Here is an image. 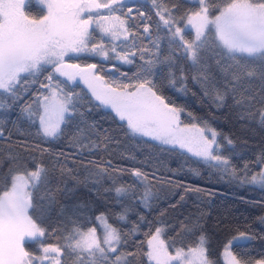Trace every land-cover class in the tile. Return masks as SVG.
<instances>
[{"label":"snow or ice","instance_id":"snow-or-ice-1","mask_svg":"<svg viewBox=\"0 0 264 264\" xmlns=\"http://www.w3.org/2000/svg\"><path fill=\"white\" fill-rule=\"evenodd\" d=\"M33 3L40 14L31 13ZM151 3L159 20L157 31L163 29L166 32L168 54L161 52V40L165 37L158 34L153 38L149 23L151 16L140 12V27L151 47H137L133 41L132 47L137 48L143 61L133 74L134 83L115 81L116 87L99 91L94 82L103 81V77L92 71L97 68L96 64L81 69V79L88 84L96 100L111 107L121 121H126L133 136L178 145L233 179L259 183L264 187V151L255 161L256 165L262 166L260 171L249 178L250 168L245 164L243 177H238L229 157L222 153L226 146H234V141L206 121L203 127L192 125L200 133L198 138L189 140L177 136L175 133L180 129L184 109L162 93L164 81L168 87L186 91L191 74L190 78L200 85L204 96L215 107L228 106L231 98L232 105L240 109L241 119L256 120L264 127V0H223V3L187 0L191 7L183 14H179L178 4L169 7L165 0H151ZM125 7L126 0H0V93L10 95L15 103L20 99L17 86L27 83L22 74L36 76L48 65L54 69L46 77L49 83L41 84L42 88L49 89V94L40 101L42 111H33L31 105L21 109V116L26 114L33 123L34 118H38L37 135L58 139L64 134L61 125L71 123L77 113L83 118L77 106L79 95L66 92L58 80L53 85L54 75L59 73L70 81L75 80V74L64 71L66 67H80L65 64L64 58L70 53H102L108 58L103 43L94 42L93 25L113 40L121 36L125 41L130 36L135 37L137 34L128 26V20L133 18L132 8H128L127 18L115 15ZM110 51L127 64L133 63L131 57L137 54L136 51L117 52L116 45ZM178 60L188 62L187 70ZM122 75L127 76L126 73ZM10 108V104L0 100V110L6 112ZM188 116L195 119L191 113ZM6 119V116H0V125ZM13 125L15 127L17 121H13ZM83 133L84 129H79L73 134L70 146L88 147L83 143ZM3 135L4 129L0 127V137ZM96 147L98 145L91 142V148ZM47 151L41 149V157ZM57 155L63 156L64 153ZM20 166L23 170H18ZM56 168L54 165L53 170ZM58 171L61 177L72 174V170L62 164ZM107 171V168H101L98 175ZM132 175L147 182V174L138 169L133 170ZM51 179L50 169L42 158L32 156L21 160L19 156L9 154L8 171L0 180V264H64L65 255L73 257L74 264H129L127 257L133 253L119 251L123 236L103 213L95 217L102 235H97V227L84 231L80 226H74L64 237L63 246L45 243L50 233L42 222L55 203V196L49 189ZM41 190H45L46 195L37 197ZM74 190L65 189L66 193ZM114 191L117 198L129 194V188L123 185L115 187ZM149 195L147 191L144 194L145 206ZM119 219L124 220L125 214L121 213ZM182 229L185 233L200 232L194 245L187 249L176 247L174 254L170 253L161 239L163 228L157 227L148 241L149 261L155 264H215L208 255V240L199 220L182 225ZM241 238L245 241L252 239L243 232L229 239L223 250L226 264H247L231 251L233 244L241 245ZM32 245L37 246L36 251H29ZM256 264H264V260L256 261Z\"/></svg>","mask_w":264,"mask_h":264},{"label":"trees","instance_id":"trees-1","mask_svg":"<svg viewBox=\"0 0 264 264\" xmlns=\"http://www.w3.org/2000/svg\"><path fill=\"white\" fill-rule=\"evenodd\" d=\"M165 2L169 7L178 4L179 14L191 7L187 0ZM217 2L223 3V0ZM126 3L127 7L115 15L127 18L125 14L128 8H132L133 18L128 20V26L137 35L130 36L127 41H121L116 46L117 52L136 51V56L131 57L133 63L119 62L115 54L110 52L104 60L88 55L67 59L69 63L79 66L96 64L94 73L103 77L105 88L116 87L115 81L120 84L134 83L133 74L138 71L143 61L140 60L137 48L132 47L133 41L137 47H151L140 27V12L151 16L149 23L152 37L155 38L158 34L165 37L161 40V52L168 54L166 32L163 29L157 31L159 20L151 0H126ZM30 11L33 15L40 14L35 3ZM93 35L98 37L95 31ZM112 46L111 42L106 41L108 50ZM176 55L179 57L180 53L177 52ZM178 63H183L187 70L188 62L178 60ZM52 72L54 70L51 66H45V70L36 76L23 74L27 83L22 82L17 86L20 99L15 103L10 95L0 93V100L11 105L6 112L0 110V116L7 117L5 123L0 125L4 129V135L0 137V161L3 162L0 167V180H3L8 171L10 153L19 156L21 160H28L32 156L42 158L50 169L52 179L49 189L55 196V203L42 222L50 233L45 243L63 246L64 237L74 226H80L84 231L97 227L95 217L103 213L108 217V222L123 236L119 251L124 254L133 253L127 257L129 264H149L147 242L157 227H163L161 237L170 251L181 246L187 249L195 244L200 232L185 233L182 225L199 220L208 240V255L215 264H223L221 253L225 244L241 232L252 239L240 246L233 244V254L247 264L264 260V187L233 179L179 149L133 136L127 125L112 111L100 105L81 84H71L63 77L54 75L53 85L58 80L66 92L79 95L80 102L77 106L79 112L83 113V118L77 113L71 118V123L61 125L64 134L58 139H46L37 135L38 118H34L33 123L26 114L21 116V109L31 105L33 111H41L39 101L44 95H48V89L42 88L41 84L49 83L46 77ZM190 77L191 74L184 92L168 87L166 81L162 89L168 100L184 109L182 124L203 127L206 121L217 132L234 141V146H226L222 153L229 157L238 177H243L242 169L245 164L249 165V176L258 173L261 165H256L255 161L264 151V127L256 120L241 119L240 109L232 105L231 98L228 106L215 107L204 96L200 85ZM188 113L195 119L190 118ZM13 121H17L15 127ZM79 129H84L83 143L88 145L83 149L70 146L71 137ZM91 142H95L98 147L91 148ZM41 149L49 151L44 152L41 157ZM59 153L64 155L58 156ZM61 164L72 170L70 176L61 177L58 171ZM54 165L57 166L56 170H53ZM101 168H107V173L98 175ZM135 169L147 174V182L132 175ZM18 170H23L22 166ZM121 185L129 188V194L117 198L114 189ZM66 188L75 190L66 193ZM147 190L152 193V198L149 206L145 208L139 200L144 198ZM44 195L45 190H41L37 197ZM77 205L84 207H76ZM121 213L125 214L124 220L119 219ZM36 248V245H32L29 251H36ZM64 264H74V258L65 255Z\"/></svg>","mask_w":264,"mask_h":264},{"label":"rangeland","instance_id":"rangeland-1","mask_svg":"<svg viewBox=\"0 0 264 264\" xmlns=\"http://www.w3.org/2000/svg\"><path fill=\"white\" fill-rule=\"evenodd\" d=\"M93 29H94V31L98 34V37H95V40H94V42L95 43H103V46H104V49L106 50V51H108V53L110 52V53H112V54H115V53H113V52H111L110 50H108V48L106 47V41H108V42H111V44L114 46V45H117L119 42H121V41H124V38L121 36L120 37V39H118V40H113V39H111V37L109 36V35H107V34H104L99 28H96L95 27V25H93ZM97 39V40H96ZM112 46V47H113ZM81 55H88V56H95V57H98L99 59H102V60H104V59H106L104 56H103V54L102 53H87V52H85V53H79V54H77V53H70L68 56H66L65 58H64V62H65V64L66 65H75V64H71V63H69L68 61H67V59L68 58H70V57H78V56H81ZM115 58H116V55H115ZM116 60L117 61H119V62H122V63H124L123 61H121V60H119V59H117L116 58ZM48 66H50V65H48ZM87 68V66H80L79 68H71V67H66L65 69H64V71H66V72H68V73H71V74H75V80L74 81H70V80H68V78L66 77V76H61L59 73H55L56 75H59V76H61V77H63L64 79H66L68 82H70L71 84H74V83H79V84H81L88 92H89V94L92 96V92H91V89L88 87V84H86L85 82H84V80L83 79H81V69H86ZM54 70V69H53ZM93 72H94V70H92ZM23 75V74H22ZM95 83V86L97 87V89L99 90V91H104L106 88H105V86L103 85V82L102 81H99V82H94ZM48 89V88H47ZM48 94H49V89H48ZM93 97V96H92ZM94 99H95V97H93ZM42 100V98L40 99V101ZM96 100V99H95ZM40 101H39V105H40ZM100 105H102L101 103H100V101H98V100H96ZM104 108H106V109H108V110H110V111H112L114 114H115V112L111 109V107H108V106H104V105H102ZM40 109H41V111H42V108L40 107ZM116 115V114H115ZM181 116H182V113H181ZM181 116H180V121H181ZM117 118L119 119V117L117 116ZM120 120V119H119ZM121 121V120H120ZM122 122H124L125 124H126V121H122ZM127 125V124H126ZM186 125H184V124H182V122L180 123V129H183V131H180V129H177L176 130V135L177 136H179V137H182V138H186V139H189V140H192V139H195V138H198L199 137V135H200V133L197 131V129L196 128H193L192 127V125H187V127H185ZM198 127V126H197ZM135 136H137V137H143V138H146V139H149V140H152L150 137H144V136H139V135H135ZM152 141H154V142H156V143H158V144H161V145H164V146H168V147H172V148H176V149H179V150H181V151H183V152H185V153H187V154H189V155H191V156H193L192 155V153L191 152H188L187 151V149H181V148H179V146L177 145V146H174V145H171V144H162V143H160L159 141H157V140H152ZM193 157H195V156H193ZM195 158H198V159H201V158H199V157H195ZM202 160V159H201ZM203 161V160H202ZM262 167V166H261ZM260 171V170H259ZM251 177V175L249 176V178ZM248 184H250V185H255V186H259V187H262L259 183H248ZM147 192H149L150 193V195H149V197H148V200H147V206H145V203L143 202V198H141L139 201H140V203H141V205L143 206V207H145V208H147L148 206H149V201H150V199L152 198V193L149 191V190H147ZM159 227H162V226H159ZM163 228V227H162ZM153 234H155V231L153 232ZM152 234V235H153ZM97 235H102V231H101V228L97 225ZM152 235L149 237V239H148V241L151 239V237H152ZM162 236V235H161ZM246 236H248V237H250L249 235H246ZM161 239H162V237H161ZM247 241H249V240H244L243 238H241V243H245V242H247ZM155 243V242H154ZM147 248H148V251H149V245H148V242H147ZM223 250H224V248H223ZM169 252L170 253H173L174 254V249H173V251H170L169 250ZM221 259H222V263L223 264H226V261H225V257H224V255H223V251H222V253H221ZM147 261H148V263L149 264H155V262L154 261H149V259H148V257H147ZM253 264H256V263H253Z\"/></svg>","mask_w":264,"mask_h":264}]
</instances>
